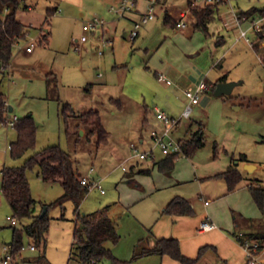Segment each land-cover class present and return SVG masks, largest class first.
Wrapping results in <instances>:
<instances>
[{
	"label": "rangeland",
	"instance_id": "1",
	"mask_svg": "<svg viewBox=\"0 0 264 264\" xmlns=\"http://www.w3.org/2000/svg\"><path fill=\"white\" fill-rule=\"evenodd\" d=\"M115 1L23 0L17 10V18L29 28V32L27 38L15 46L12 63L6 70L0 89L6 94L8 105L13 107L6 118L9 115H17L19 119L32 116L36 125V143L22 157L13 158L10 143L17 138V130L0 123V243L11 242L13 227H21L25 223L18 218V223L13 225L8 219V216H13V212L2 192V169L4 166L23 165L29 157L46 147L60 146L71 155L75 167L82 174L94 167L93 176L101 180L105 194L99 188L91 187L80 204V212L91 213L110 205L108 213L116 223L120 238L117 243L106 242V246L111 248L113 256L126 264L150 263L149 255H134L140 253L144 245L140 240L149 233L159 205L167 203L176 195L201 202L197 197L201 191L195 175L207 176L223 163L224 153L220 147L231 133L237 111L227 97H217L213 93L210 95L211 101L195 107L191 115L194 121L203 120L206 123L205 145L193 156L179 154L174 173L165 174L151 158L140 160L132 157L131 143L139 145L140 150L151 148L152 125L145 122V117L149 116L150 109H164L160 106L161 101L172 89L156 73L161 71L158 69L157 54L165 52L164 46L158 52L156 48L164 40V32L171 29L163 27L161 6L158 5L156 20L143 26L133 39L130 35L133 29L130 20L125 16L119 17L111 10ZM238 1L242 5L264 7V0ZM168 3L169 6L173 4L178 7L184 5L186 0H169ZM29 4L32 5L30 9L26 7ZM56 8H59L57 13H48V9ZM6 13L4 11L1 18ZM221 16L225 19L224 13ZM229 16L233 19L231 14ZM95 19L103 20L105 26L88 32V41L76 51L74 40L83 33V24ZM157 21H160L163 30L144 39L145 30ZM213 21L211 26L221 22L218 14ZM44 28L49 29V41L40 43V32ZM202 34L205 49L212 50L216 46L215 34ZM249 36L255 39L253 32ZM30 41H36V45L28 51ZM255 50L264 54V48ZM193 60L198 61L204 69L203 76L206 75L204 78L209 83L215 82L218 73L222 74V65L228 71L229 78L235 79L231 81L242 80L243 84L235 89V94L251 93L254 83L264 79V65L260 60L257 61L254 48L244 38L224 56L209 52L193 57ZM48 77L52 78V83L54 77L57 78V84L49 86ZM67 105L75 110L74 114L70 107L65 110ZM90 109L98 111L99 120L108 132L107 140H100L96 130L89 133V126L77 114ZM189 121L185 119L175 128V137L186 135ZM141 137L145 138V144L141 143ZM165 156L159 149L155 150L156 160ZM123 162L126 170L133 175L132 181L125 178ZM145 169L151 173H146ZM27 175L32 194L37 200L35 214L42 213L46 207L50 226L46 238L41 242L28 236L24 238L26 248L30 243L37 245V248L25 249L19 257V264H80L74 244L77 218L74 201L59 202L64 193L62 183L45 181L37 164L28 168ZM246 180L243 182L246 188L248 183L258 184ZM215 182L220 181L213 179L208 184ZM250 198L252 208L244 200V204H239L236 199H232L231 203L238 204L234 205L235 208H229L228 219H231L230 209L240 211V207L254 211L248 216L264 219L263 212L255 207L256 204ZM216 199L213 197V202ZM100 264L115 262L112 257H106ZM200 264L226 263L208 257Z\"/></svg>",
	"mask_w": 264,
	"mask_h": 264
},
{
	"label": "crops",
	"instance_id": "2",
	"mask_svg": "<svg viewBox=\"0 0 264 264\" xmlns=\"http://www.w3.org/2000/svg\"><path fill=\"white\" fill-rule=\"evenodd\" d=\"M168 1L169 0H158L157 3V6H161L163 27H167L171 30H168L167 33L164 32V40L160 44V47L158 46L156 48L157 52L162 46H164L165 50L163 54H157L158 56L156 60L159 63L158 69L160 68L159 70L161 71H157L156 73L158 75L159 72H163L166 76L173 79L174 82L172 84H168L166 82L167 85L172 86V89L168 90V93L165 99L161 101L162 104L160 106H162L164 110L171 115L178 116L182 114L187 104L184 89L193 86L196 82H198V80L206 77V75L203 76V73L205 72L204 69L201 68L198 61L193 60V57L197 58V56L202 53L209 54V52L212 54L213 52H216L217 54L221 53L224 56L236 47L243 38L240 37L239 27L233 23L231 17L229 16V14L232 15L230 11L231 6L229 4H221L219 6V12L217 13L221 22H215L217 24L215 26H211V23H214V21H211L209 24L211 34L213 33L216 36V46H213L212 50L205 49V42L203 41L202 36V33L204 32L199 29H195L193 25L195 17L192 10L184 18V21L187 23L185 27H178L174 23L175 21H179L181 19V13L189 8L190 0H186L184 5H179L178 7H175L173 4L169 6ZM118 2L119 0H116L113 3V6L117 5ZM145 2H148V0L140 1L139 5L137 4L136 9L126 13L125 17L130 20L132 26L134 21L138 20L142 12L146 9L147 5ZM233 3L232 5L235 6V9L239 12H245L254 7L257 8L253 5H242L238 0H234ZM203 5L204 4L200 6ZM27 6L29 9L32 8L31 4ZM263 8L264 7H259L258 9L261 10ZM58 11L59 8H56L53 13H57ZM223 13L225 14V19H223L224 16H221ZM154 20H156V18ZM224 21H229L230 26H225ZM104 26L105 24L101 27ZM163 27L160 26V21H157L154 25H151L147 30H145L144 39H146V37L154 36V33L158 30H163ZM48 31V28H44L41 30L40 36L44 32ZM22 40H20L17 45L20 44ZM32 42L34 43L33 45ZM35 45L36 41H30L28 44L30 50L28 49V51H31V48L33 49ZM221 50H224L223 53ZM254 52L256 54L257 61H259V53H257L255 48ZM249 53L251 52L249 51ZM251 57H253L252 53ZM218 58L216 60H218ZM222 66L220 68V72H222V74H217L214 83L235 80L229 78L228 71L224 70V67ZM223 76H226V79L220 80ZM206 82L208 84V88L203 93L200 103L193 106L192 113L194 112L195 107H199L202 104H208L211 101L210 95L212 93V95L217 97H227V99L231 101L232 107L237 111V117L232 121L233 126L231 133L220 147L224 153L222 158L223 163L222 165L216 167V169L211 170L207 176L195 175V180L200 185L201 191L197 195V197L201 199V202H198L200 206L196 202V199L192 200L189 197L176 195L190 199L194 208L193 215H170L163 213V210L172 198L167 203L159 205L155 219L153 220V225L149 228V233L146 237L140 240V243H144L141 251L145 247L154 246L159 238L176 237L180 241L182 252L188 257H196L202 246L212 245L216 247V251L208 249L200 263L203 262L204 259L211 257L212 259L221 260L226 264H244L245 253L237 240V236L234 234L237 227L235 225L233 214L234 212H237L242 214L244 217L253 218L248 216V214H254V211H247L244 207L238 208L240 211L230 209L231 219H228L227 211H229L231 206L234 207L235 204H244L243 200L247 202L249 207L252 208L250 198L252 197V194L250 186L254 183H248V188H246V184H243L245 179H247V182L248 180H253L264 186V79L257 80L254 83L255 86L253 87L251 93L238 92L235 94V89L243 84V81L240 80L236 81L237 84L234 86L231 93L223 95H216L213 90L214 83H209L207 80ZM10 107L11 109L9 110L11 111L13 107L9 106V108ZM154 114V111L150 109L149 116L147 115L145 117V122L151 124L152 127H160L161 123ZM185 119L190 121L186 124V135L182 138H188L194 130L202 128L205 132L206 139L207 129L206 123L203 120L194 121L191 119V116ZM140 141L142 144L146 143L144 137H141ZM221 166L224 167L221 168ZM246 166H249V168ZM234 167L237 168L243 176L242 180L238 183L234 190H229L228 184L223 178L211 177L217 173ZM174 170L175 168L170 174L174 173ZM144 171L146 173H151L148 169H145ZM124 175L126 179H129V181L133 180L131 172L125 170ZM213 179L219 180L220 182H215L216 184H208V181ZM101 193L105 194V192ZM213 197L217 198V201L213 202ZM232 199H236L238 203H231ZM206 201L209 202L206 203ZM253 202L256 204L254 199ZM197 205L200 208H197ZM105 207H108V210L110 209V205ZM255 207L259 209L257 204ZM203 220H208L215 226L210 230H200L199 227ZM138 247L140 248V245ZM147 255L151 257L150 263L148 264H183L167 254H141L138 257ZM134 257H136V255H134Z\"/></svg>",
	"mask_w": 264,
	"mask_h": 264
},
{
	"label": "trees",
	"instance_id": "3",
	"mask_svg": "<svg viewBox=\"0 0 264 264\" xmlns=\"http://www.w3.org/2000/svg\"><path fill=\"white\" fill-rule=\"evenodd\" d=\"M22 2L23 0H0V84L6 75V70L12 63L15 46L20 40L26 38L29 32V28L16 15ZM220 5L219 3H207L193 8L192 13L195 17L193 25L195 29L201 30L206 35H211L209 24L219 12ZM54 10L48 9V13H53ZM4 11L7 13L4 18H1ZM257 13H264V8L259 10L254 7L241 12V14L248 16ZM174 23L177 25L178 21ZM49 35V31L44 32L39 37V42H48ZM261 48H264V34H261L255 43V49L259 50ZM51 79L48 77L49 86L53 83L57 84V78L54 77L53 83ZM224 79H226V76L220 78V80ZM216 85L217 82L213 84V90H215ZM69 107L70 105H67L65 110ZM69 109L73 114L75 113L72 107ZM9 111L7 96L0 89V121L6 119V114ZM77 114L84 120V124L89 126V133L96 130L100 134V140H107L108 132L99 120L98 111L90 109ZM14 127L17 130V138L10 143V153L13 158H19L28 149L35 147L36 125L32 116L28 115L22 119L18 118ZM204 144L205 132L202 128H198L188 138H184L181 153L169 154L159 160L154 158V164L158 165L159 170L162 172L170 174L175 167V161L179 154L193 156ZM35 164L39 166L40 175L45 181H60L62 183L64 193L59 202L74 201L77 213L74 244L77 248L80 264H100L106 257H112L115 264H126L127 262L118 260L113 256L111 248L106 246V242L117 243L120 238L116 224L109 216L108 207L91 213L80 212V204L90 189L81 183L80 180L83 174L75 167L71 155L58 145H52L36 152L23 165L4 166L2 169V192L9 202L13 216L25 221L23 226L13 227V236L10 242L12 248L15 251L20 250L24 246L23 240L26 236L41 242L46 238L49 230L50 220L47 211L43 216H41V213L35 214L37 200L32 194L27 175L28 168ZM215 177L226 180L229 190H234L243 178L242 173L235 167L217 173ZM250 191L255 203L264 214V186L261 183L253 184L250 186ZM163 213L193 215L194 208L189 199L175 196L168 202ZM233 217L237 227L234 232L235 235L242 231L245 236L264 241V219L247 218L237 212H234ZM208 249L216 251L215 246L205 245L200 248L196 257H188L182 252L178 238L162 237L156 241L154 246L143 248L136 256L141 254H167L183 264H199Z\"/></svg>",
	"mask_w": 264,
	"mask_h": 264
},
{
	"label": "built area",
	"instance_id": "4",
	"mask_svg": "<svg viewBox=\"0 0 264 264\" xmlns=\"http://www.w3.org/2000/svg\"><path fill=\"white\" fill-rule=\"evenodd\" d=\"M139 0H119L118 4L112 6L111 10L116 13L119 17H124L126 13L136 9ZM233 0H192L189 4V8L184 10L181 13V19L178 21V27H185L187 23L184 21V18L187 14L197 6L207 3H219V4H229L230 11L233 16V23L239 27L240 37L244 38L251 47L255 48V43L261 34H264V13H257L255 15H245L235 9V6L232 5ZM158 0H148L146 9L142 12L140 18L133 23V29L130 32L131 38H136L139 35L140 29L148 24L150 21L154 20L157 17V7ZM105 24L103 20L95 19L87 21L83 24L82 30L83 33L79 38L74 40V49L79 51L81 45L88 41V32H93L96 28L101 27ZM225 26H230L229 21H224ZM253 32L255 39L249 36V33ZM34 43L32 42V45ZM259 59L264 65V54H259ZM159 79L172 84L171 80L165 73H158ZM208 88V84L205 78H201L193 86L184 89V95L187 98V104L179 116H174L166 112L164 109L155 107L154 113L156 118L160 121V127H152L151 129V141L152 146L150 149L140 150L139 145L136 143H131V148L133 151L132 157L138 158L140 160H145L148 158H155V150L159 149L165 155L181 153L183 150L184 138H177L174 135V130L185 118H189L193 111V106L200 103L201 97L205 90ZM18 119L17 115H9L4 121V123L10 127H14L16 120ZM122 168L127 169L124 162L122 163ZM94 167H90L88 172L81 176V183L84 186L96 187L105 192L101 186V180L98 177H94ZM209 201H206L208 203ZM8 219L11 220L13 225L18 223V218L15 216H8ZM215 225L208 220H203L200 224V230H210ZM237 240L242 246L245 253V262L244 264H264V241L257 238H250L245 236L242 231L237 235ZM30 250H36L37 246L30 243L27 247ZM23 246L20 250L15 251L12 248L10 242L0 243V264H19V257L22 252L27 249Z\"/></svg>",
	"mask_w": 264,
	"mask_h": 264
},
{
	"label": "water",
	"instance_id": "5",
	"mask_svg": "<svg viewBox=\"0 0 264 264\" xmlns=\"http://www.w3.org/2000/svg\"><path fill=\"white\" fill-rule=\"evenodd\" d=\"M237 84L236 81H221V82H218L216 87H215V90H214V93L216 95H223V94H229L231 93L232 89L234 88V86ZM11 109V107L9 108ZM247 168H249V166H246ZM47 211V208L45 207L44 210L42 211L41 213V216H43Z\"/></svg>",
	"mask_w": 264,
	"mask_h": 264
}]
</instances>
